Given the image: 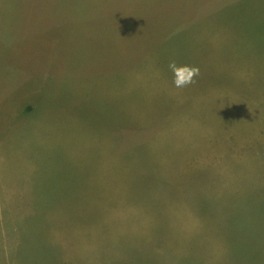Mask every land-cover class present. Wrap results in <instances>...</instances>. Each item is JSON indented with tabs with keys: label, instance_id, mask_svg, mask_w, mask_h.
Returning <instances> with one entry per match:
<instances>
[{
	"label": "rangeland",
	"instance_id": "obj_1",
	"mask_svg": "<svg viewBox=\"0 0 264 264\" xmlns=\"http://www.w3.org/2000/svg\"><path fill=\"white\" fill-rule=\"evenodd\" d=\"M0 264H264V0H0Z\"/></svg>",
	"mask_w": 264,
	"mask_h": 264
},
{
	"label": "clouds",
	"instance_id": "obj_2",
	"mask_svg": "<svg viewBox=\"0 0 264 264\" xmlns=\"http://www.w3.org/2000/svg\"><path fill=\"white\" fill-rule=\"evenodd\" d=\"M168 68L173 74V86L176 89H185L194 86L198 82L200 76V68L194 65H177L175 61H171Z\"/></svg>",
	"mask_w": 264,
	"mask_h": 264
}]
</instances>
